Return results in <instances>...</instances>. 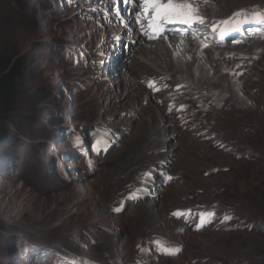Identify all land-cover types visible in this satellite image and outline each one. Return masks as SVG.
<instances>
[{"label": "rangeland", "instance_id": "rangeland-1", "mask_svg": "<svg viewBox=\"0 0 264 264\" xmlns=\"http://www.w3.org/2000/svg\"><path fill=\"white\" fill-rule=\"evenodd\" d=\"M175 2L184 122L124 81L145 0H0V264H264V0Z\"/></svg>", "mask_w": 264, "mask_h": 264}, {"label": "bare ground", "instance_id": "bare-ground-1", "mask_svg": "<svg viewBox=\"0 0 264 264\" xmlns=\"http://www.w3.org/2000/svg\"><path fill=\"white\" fill-rule=\"evenodd\" d=\"M198 12L201 15H205L202 13L201 5H198ZM126 26L128 30H122H124L125 33L127 31L133 33L135 39L134 41L129 40V46L132 48V53L127 61L128 63L125 64L128 68V74H132V77L126 74L124 76L128 91H130L136 82L148 85V87L150 86L153 90L156 97H161V104H159L162 107H165L164 110L169 117H173L178 122L188 121L196 114V112L191 113L185 108L188 103L184 99L186 96L185 91L172 84L170 77L167 76L168 73L160 71L161 67L159 66V62H165L170 65L173 70H176V73L181 74L184 73L183 65H186V71L189 72L195 68L200 70H202L201 68L203 67L206 68V66L203 65L202 58L196 61L187 55V42L181 39L180 33H169L166 34V36L161 35L167 31V29H171L172 26L170 27V25H165L163 31L154 30L150 25L140 26L137 24L132 25L131 23L126 24ZM199 31L207 33L209 30L207 28H201ZM198 38L200 37L198 36ZM143 39L146 42H143ZM174 43H177V46L173 49ZM210 57L212 56L210 55ZM135 67H139L142 70V73L139 74V80L136 79L133 73ZM164 88L167 89V92L162 94L161 91ZM201 111L202 109L198 113L201 115L200 118L202 119L203 115L201 114Z\"/></svg>", "mask_w": 264, "mask_h": 264}, {"label": "snow or ice", "instance_id": "snow-or-ice-1", "mask_svg": "<svg viewBox=\"0 0 264 264\" xmlns=\"http://www.w3.org/2000/svg\"><path fill=\"white\" fill-rule=\"evenodd\" d=\"M146 10L147 7H151L155 13L153 23L150 25L154 30L163 31V23L179 21L181 23H190L193 18L197 19L200 23H203V18L196 16L193 17V13L196 11L193 9L191 3H177L175 0H145ZM259 22L264 23V15L257 14Z\"/></svg>", "mask_w": 264, "mask_h": 264}, {"label": "trees", "instance_id": "trees-1", "mask_svg": "<svg viewBox=\"0 0 264 264\" xmlns=\"http://www.w3.org/2000/svg\"><path fill=\"white\" fill-rule=\"evenodd\" d=\"M21 76V64L19 59L15 61H3L0 59V113L4 111L2 106L8 107L11 97L17 87L16 77Z\"/></svg>", "mask_w": 264, "mask_h": 264}]
</instances>
